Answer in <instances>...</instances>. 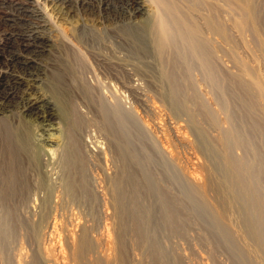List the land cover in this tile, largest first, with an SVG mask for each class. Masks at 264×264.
I'll return each instance as SVG.
<instances>
[{
    "label": "bare ground",
    "instance_id": "bare-ground-1",
    "mask_svg": "<svg viewBox=\"0 0 264 264\" xmlns=\"http://www.w3.org/2000/svg\"><path fill=\"white\" fill-rule=\"evenodd\" d=\"M263 24L264 0H0V245L8 232L17 228L15 213L20 208L25 207L37 218L46 215L42 216L46 199L43 196L45 184L38 177L39 160L43 162L46 175L50 178L55 175L57 185L52 186L51 198L49 196L50 215L47 213L43 225H40L42 219L37 221L40 222L36 224L39 227H33L35 231L39 228L42 232L51 226L52 232L60 220L63 202L68 199L80 201L85 197L83 177L88 163L83 154L88 151L87 142L93 143L97 149H92L99 155L107 152L104 153L97 141H84L90 129L77 111L75 98L79 94V97L82 94L91 97L90 89L98 86L109 90L110 97L113 91V104L110 102L112 105L108 107L115 122L110 123L116 127L109 129L107 108L104 110L107 114L101 112V116H104L105 125L108 123L104 126L109 130L105 131L118 146L116 152L121 163L120 176L117 175L111 184L110 197V207L117 210L118 229L124 233L129 231L127 233L133 235L137 243L146 241L149 256L155 264H164L166 256L160 246V235H179L182 227L180 211H177L174 199L167 198L168 193L165 195L164 190L159 192L161 189L154 188L156 193L151 185L160 198V202H156L160 204H156L159 206L158 221L150 227L146 194L151 190L146 191L147 171L152 170L149 168L151 159L143 157L145 160H142L145 155L136 152L140 148L135 150L131 146L127 138L130 134L127 136L124 132L126 124L123 122L129 120V116L123 117L119 88L114 89L110 83L115 81L121 88H126L139 101L148 104L155 115L160 107L157 105L156 110L148 103L152 102L153 96L144 92L145 87L141 92L138 82L143 80L153 87L159 101L167 104L170 111L167 113L179 118L172 117L177 121H173V126L166 124L164 140L161 135V140L157 139L160 148L163 146L171 154L169 161L173 162L170 164L185 168L190 162L189 158V161L181 162L180 153H177L180 148L191 152L193 157L202 158V161H199L201 158L197 163L195 161V168L202 173L201 179L193 186L189 181L191 187L187 182L186 194L188 190V195L194 194L202 201V206L212 212L213 215H209L213 216L214 224L221 223L214 229L225 238L227 230L229 239L240 244L250 264L264 263L263 258L258 260L260 254H264V62L251 49L250 66L241 57H235L238 43L245 50L247 48L243 38L247 29L252 47L264 57ZM221 48L235 72L222 66ZM120 51L129 52L134 66L128 65L127 55L121 58ZM144 65L153 67V73L147 71H150L149 66L145 70ZM120 71L130 79L128 84L119 78ZM89 83L96 85L89 89ZM110 130L116 131L117 135L120 133L123 141L119 143L120 136L118 138ZM156 132L160 134L158 130ZM255 135L260 139L257 142H261L260 145L254 143L257 147L250 139ZM35 145L39 147L38 151ZM236 150L240 155H235ZM145 153L141 151V154ZM96 158L91 156L92 160ZM94 164L95 167L100 165ZM193 181V184L197 183ZM126 188L131 191L128 200L124 194L128 193ZM85 227H81L76 248L86 241L88 229ZM37 237L40 248L42 237ZM117 246L120 249L119 242ZM23 251L18 247L15 253L18 264L25 263ZM120 258L119 250L116 262ZM46 261L58 263L49 257Z\"/></svg>",
    "mask_w": 264,
    "mask_h": 264
},
{
    "label": "rangeland",
    "instance_id": "rangeland-1",
    "mask_svg": "<svg viewBox=\"0 0 264 264\" xmlns=\"http://www.w3.org/2000/svg\"><path fill=\"white\" fill-rule=\"evenodd\" d=\"M261 28L264 30V24L261 26ZM243 38L247 43V48L245 50V48H243L242 45H240V43H238V45L235 46V49H236L235 53H237L235 55V57L237 59H239L238 56L241 57L242 60L244 59L243 61L246 64L248 63L247 66H250L249 65L250 60L248 58H250L249 54H250V49H251V51L254 52L255 55H257L260 58V60L263 59V60H261V62L262 61L264 62V57H261V54L259 52H257V50H255L252 47V44L250 43L251 37H250V30L249 29L244 31ZM248 44H249V46H248ZM222 45H223L222 47H224V49H226L225 45L224 44H222ZM221 50H222V48H221ZM223 51L224 50L221 51L222 56L220 55L222 57V58H220V60L224 63V64L222 63V66L226 70L230 71V69H231L232 72H235L236 70H235V68H233L234 66L231 65L232 64L231 60L228 57H227L228 59L225 57L226 53L224 51V54H225L224 55ZM120 52L118 54L119 57L121 56V53H122V57H121L122 59L125 58L127 55L126 60L128 61V58H129L128 65H131L129 63H132V65L134 66L133 60L128 56L129 52L128 53H126V51H122L121 53ZM123 55H124V57H123ZM242 55L243 56L245 55L244 58ZM262 56H263V54H262ZM130 59L132 61H130ZM227 60H229L231 63H229ZM133 66H132V68L135 69V67H133ZM148 66L144 65L143 68L145 70H147L146 68H148ZM148 69H150V71L147 70L150 73V72H152L151 69L153 70V67H150ZM118 72H119V70H117V73ZM122 72L123 71H120V73H119L120 75H118V76H119V78L121 77L120 78L121 81H124V83L128 84V82H129L128 80H130V79L127 77V75L124 72L123 73ZM103 80H105V79H103ZM140 81L138 83H140L139 85H140L141 92H143V89L146 88L144 90V92L145 91L148 92L149 95L152 93L153 98L150 95L152 98V102H148V103L153 104L155 106V109L158 106L160 107L159 109L157 108L158 111L155 113L156 116L150 112L148 104L144 103L141 100L139 101L137 98L134 97L133 94L131 95L130 94L131 92L127 91L126 88H124V87L121 88L115 81L110 82V83H111V85H113L114 89H115V87H117V89L119 88L118 90L120 91V94H121V96H120V99H121L120 105L121 106L120 107L122 109V110L121 109L120 110H121V113L123 112V117L125 118L126 116L127 117L129 116L128 117L129 120L127 118H125V119H127L126 121H129L128 122L129 125L125 120L123 122H125L124 125L126 124V125H128V127H130V128H127V126L125 125L124 126V130H125L124 132L126 133L127 136H128V134H130V136L127 138H128V140L130 139L129 142H131L130 143L131 146L134 147L135 150L140 148L136 152L140 156L145 155V156H142V160L144 159L143 157H145L146 159L150 157L149 159H151V160H149V159L148 160L150 162L149 168L152 170L151 171L146 170V171H147V173L149 172V179L148 180L150 181L152 178V179H154V181L151 180L150 181L151 184H150V183H148L149 181L147 180L148 186H147L146 193H148L150 190L152 191V189L156 193H158L157 190H159V189H161V190H159V192L160 191L162 192V190H164L162 193H164L165 195H167L166 193H168L169 196H167V198L168 199L171 198L169 200L173 201V199H174L176 209L178 208L177 211L179 210L180 212H178V213L181 214V215L178 214L180 216L179 218L181 219L180 222L182 223V225H181L182 227L179 228V229H181L180 230L181 232L179 231L180 232L179 235H176V234L170 235L169 233H165V234H169L170 236L169 235L167 236L165 234L160 235L163 237V238L161 237L159 239L161 241L160 246L164 249V253L166 256L164 264H243V263L247 264V262H248L247 258L248 257L244 253H242V250H241L242 248L240 247V244L238 242L236 243V241L233 239H229L231 237L230 236L228 237L229 234H228L226 228H224V229L226 230L225 232H226L227 237L225 238L222 235L220 236L218 234V231H217L218 227H216V225L217 224L220 225L221 223L220 224L219 223L214 224L215 223L214 218H213V216H211V215H213L212 212L209 209L206 210L207 208L205 209L204 208L205 206L204 207L202 206L203 203H201L202 201L200 202V199L198 197L195 196L199 200L194 197V194L188 195V193H190L188 190H187L188 193L186 194L185 189H189V188H186L188 183L191 187V182H192V186H193V185L198 184L200 179H201L202 173L195 168V164L198 162L197 160H199L201 157L198 159L197 156L193 157V155L190 154L191 152L184 150L182 148H180V149L178 148L179 150L177 151V153L178 152L180 153L178 155L181 157V162L185 163L186 160L187 161L190 160V162L188 163V165L186 164L185 168L182 167L181 165L176 167L177 164H175V163H174L176 165L175 167L173 166L174 164H172V163L170 164V162L172 161V160L169 161L171 159L170 158L171 154L168 151H166L163 148V146H161L162 148H160L161 144L158 143L157 139L159 138L161 140V138H162V140H164L165 136L167 135L166 124H167V126H170V125L173 126L174 122H176L179 118L178 117L175 118L174 116L167 113V112H170L168 106H166L167 104L166 105L162 104V102L159 101L158 94L155 92L153 87H151L149 84H147V82H142L143 80H140ZM95 85L96 84L90 86V83H89V86H90L89 89L94 87ZM94 88H92L93 90L90 89L91 93L89 95H91V97L88 96L87 94H82L81 95L82 97L81 96L79 97V95H80L79 94L78 96H76L75 102L77 105V111H79V113H81L79 115L82 116L83 122H85L84 124L86 125L87 129L88 130L90 129L88 132L90 134L87 137V139H84V141H86V142L87 141H92V142L97 141V143L100 144L102 149L104 148L103 149L104 153H106V152L107 153H106V155L100 154L101 155L100 156L99 153H97L93 150V149H97L96 147H94L93 143L90 144L89 142H87L89 148H87L88 151L86 150L87 152L83 154L84 158H86V160H85L86 163H88L87 164V172L84 173V177H83V185H84L85 192H86L85 197L83 198V200L80 198V201L77 199H76V201L68 199V200L63 202L62 212H61L62 214H61V217H59L60 220L58 218L59 221H58V225L56 226L57 228L55 227L54 230L52 229V232H51V226L48 230H45L42 232L38 231L39 228L35 231V228L39 227L38 223L40 221L39 222H37V221L42 219V221L40 222V225H41L42 223H45V221H46L45 219H47L45 216H47V213H48V216L50 215L49 211H51L50 210L51 209V206H50L51 201H49V200H51L50 199L51 198V191H52L51 189H53V187H55L57 185V183H55V180H57V178H55V175H52L51 178H50V175H48V174L46 175L45 171H44L43 162H42V160H39L40 162H38V164H39L38 165V169H39L38 170L39 171L38 177L40 179H42L43 183L45 184V190H44L43 196L45 195L44 199H46V202H44V204L46 203L44 206L45 208L43 207V209H42L45 211V213L42 211L41 212L43 213L42 216H44L45 214L46 215L42 218L38 217L39 218L38 219L37 217H34L29 212H27L25 207L20 208L15 213L16 220H17V228H15L13 232L12 231L8 232V234H7L8 236H7L6 240L0 245V264H18L17 257L15 256V255H17L15 253L17 252L18 247L21 248L22 251L24 250L23 251L24 255L26 254L25 259H24L26 264H45V263L46 264H54V263H47L46 258H48V257L51 261L56 260L58 262L57 264H108V262H109V264H155V261H153V259L149 256L146 241L141 242V243H137L134 240L133 235L131 236V234H129L130 233L129 231H127L129 233L125 232L126 234L122 230L119 231V229H118V227H119L118 226V216L116 213L117 210L115 211V210H113V207L112 208L110 207V206H112V202H111V198H110V197H112V192H111L112 186H111V184H113L114 180L118 177L117 175H119L120 168H121L120 167L121 163H120L118 156H117L118 151L116 150L117 149L116 147H118V146H117V144L115 145V142H113L115 140L112 136H110L108 131H105V129L109 130V129H111V127L113 125H116V124L110 123V122H113V123H115V122L110 117V115H111L110 111L111 110H109L110 107H108L109 104L110 105L113 104L112 103L113 102L112 101L113 91H112V95H111L112 98H111L109 95L110 92L109 93L107 92L109 90L106 91V89L102 88V87H101L102 89H100V88H98V86L95 88V90H94ZM111 90H113V89H111ZM108 99L109 100L111 99V101H109ZM83 101H85V102L83 103ZM89 101H91V102H89ZM158 101L161 103H159ZM156 103H159L160 105L156 104ZM161 104H162L163 108H161ZM96 110L97 111L99 110L98 111L99 114L97 113ZM104 110L106 112H109V113L107 114L106 112H104ZM124 111H125V113H124ZM101 112H102V115H104V113H106L107 115L106 114L105 115L109 117L108 123L111 125V126L109 125L110 128L105 127L106 125H108V123L105 125L104 119H102L104 116H101ZM86 113H88V114L86 115ZM167 114L170 115L171 117H169ZM96 116H97V118H96ZM153 116L156 117L157 119H155ZM172 117H174L177 120H175ZM179 117H181V116H179ZM110 118H111V121H110ZM169 118H170V120H169ZM158 119H160V120H158ZM168 120H169V122H168ZM158 121H160L159 124L155 123ZM171 121L172 122L174 121V122L172 123ZM86 122H87V124H86ZM162 123H165V124H162ZM162 125L163 126L165 125V127H163ZM103 126L105 128H103ZM150 126L152 128H155V129H151ZM113 127H116V126H113ZM112 129L115 130V128H112ZM127 129L130 132H128ZM114 130H110V131L111 132L113 131L114 134L117 135L116 131H114ZM153 130H155V131H153ZM156 130H158V133H160V134H157ZM52 132L60 134V132H57L55 130H53ZM154 133H156V135ZM210 133H211V131H210ZM99 135H101V136H99ZM252 135H254V134H252ZM119 136H120V133H119V135H117V137L119 138ZM138 139H139V141H138ZM250 139H251V141L253 140V142L250 141L251 144L252 143L254 144L257 141H260V139H257L256 135L254 137L250 136ZM34 140L35 139L33 137V144L35 142ZM121 140L123 141L122 136H120V138H119V143H121ZM138 142L139 143L141 142V143L138 144ZM260 143L257 142L258 145H260ZM146 144L148 145V147ZM91 145L93 147H91ZM139 145H140V147H139ZM153 145H155V147ZM254 146H256V144H254ZM35 147H36V150L38 151L39 147H37L36 145H35ZM158 147H159V149H158ZM140 150L142 151V153L143 152L145 153V151H146L147 154L146 153L141 154ZM236 151H237L236 154L235 153L234 154L236 156H238V154L240 155V153H238L240 151L239 150H236ZM138 152H140V153H138ZM96 154L98 155V157L100 156L99 158H101V159H98V157L96 158ZM90 155L92 156V158L93 157L96 158V160L95 159L92 160ZM167 156H168V158H167ZM103 157H105V158H103ZM188 158H189V160H188ZM97 159H98V161H97ZM90 160L94 161V163L100 164L101 166L99 165V167H98V165L96 164L97 167H95V164L93 162H91ZM195 161H196V163H195ZM199 161H202V158ZM92 164H94V165L92 166ZM167 164H169V165H167ZM93 167H95V168H93ZM164 168H166V169H164ZM194 169H196V170H194ZM91 170H92L93 174L95 172L96 173L93 175L91 173ZM138 170L139 169H137V171ZM150 174L154 175V176H151ZM193 174H194V176H193ZM93 176H95V177H93ZM195 176L197 179L199 178L198 181L196 178H194ZM192 179L196 180L197 183L195 182V184H193L194 181ZM189 181H191V182H189ZM151 185L153 188L151 187ZM124 186H125V184L123 185V187ZM149 186H150V188H149ZM154 188H156V189L159 188V189L155 190ZM125 191L128 192V193L124 192V194L127 195L126 196L127 200H128V197H129V199H131V191H129L128 188H126ZM151 191L148 193L149 195L146 194L147 214L149 215V217H150L149 219L151 220V223L149 222L150 227L153 224L155 226L156 225L155 223H157V221H158L157 220L158 219L157 209L159 206L157 207L156 204H158V205L160 204V203L156 202L158 200L160 202L159 196L157 197L153 191H152V195H150ZM49 196H50V198H49ZM154 196H156V197H154ZM187 196L188 197L191 196L190 199ZM126 197H124V198H126ZM156 198H158V199L156 200ZM191 198H193L194 200ZM81 201H83V202H81ZM110 202H111V204H110ZM24 211H25V213H24ZM69 212H71V215ZM209 214H211V215H209ZM114 217H117V219ZM211 219H212V223H211ZM75 221L78 224H76ZM236 223H237V221H236ZM34 224H35V226H33ZM36 224H38V225H36ZM211 224H213L215 226H213ZM238 224H239V222H238ZM73 225L76 227H74ZM82 225H83V227L86 226L85 228L88 229L87 230L88 233L86 235L87 237L85 239L86 241L81 246L77 245V248H76L75 243L77 241V238H79V236H81ZM239 226H240V224L238 225V227ZM19 227H21L22 229L21 230L18 229ZM31 227L32 228L35 227V228L31 229ZM214 228H217V229H214ZM126 229H127V227H126ZM32 230H34V232ZM160 233H162V232H160ZM33 234L37 235L38 237L39 236L42 237V238L40 237L41 239L39 241V243L41 242L40 243L41 249L38 248L39 245H38V242H36L37 239H35L37 236L35 237V235H33ZM147 236H149V235H147ZM144 238H145V236H144ZM146 238H148V237H146ZM224 240H226V241H224ZM232 241H234V243H235L234 245H233ZM117 242H119V244H120V249L117 246ZM236 244H237V246H236ZM238 244H239V246H238ZM252 244H254V243H251V245ZM236 248H238V249H236ZM40 250H43V252L42 251L39 252ZM119 250H120L122 259L120 258L119 262H116V257L118 255ZM40 253H42V254H40ZM263 255L264 254L261 253L260 257H258L259 255L257 254L258 260H259V258H263V261L261 259H260V261L264 262V256ZM43 257H44V259H42ZM42 262H44V263H42ZM248 264H250V262H248ZM262 264H264V263H262Z\"/></svg>",
    "mask_w": 264,
    "mask_h": 264
}]
</instances>
